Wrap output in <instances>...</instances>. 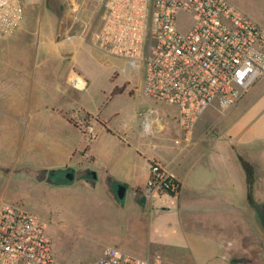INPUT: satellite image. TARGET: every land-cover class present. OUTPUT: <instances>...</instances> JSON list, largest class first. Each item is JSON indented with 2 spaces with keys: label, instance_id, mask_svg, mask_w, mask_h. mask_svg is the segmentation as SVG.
Listing matches in <instances>:
<instances>
[{
  "label": "crops",
  "instance_id": "crops-1",
  "mask_svg": "<svg viewBox=\"0 0 264 264\" xmlns=\"http://www.w3.org/2000/svg\"><path fill=\"white\" fill-rule=\"evenodd\" d=\"M87 11L93 13L85 3L79 13L83 15ZM259 25L264 29V25ZM24 28L21 23L15 33ZM92 45L81 36L77 40L54 39L45 46L40 42L36 57L41 64L48 60L71 63L83 59L86 50L91 48L102 56L103 53ZM60 68L51 70V76L43 68L34 70L40 74L37 80L34 77L30 80V93L47 94V101L35 99L31 111L22 110L27 125L46 119L51 125H60L61 134L52 129L55 148L61 138L68 140L72 150L82 147L81 153L71 157V164L76 161L81 164L76 170L70 169L72 179L66 180V184L56 182V185H104L109 204H112L111 195L115 197V185H124V194L128 193L134 205L124 220L128 228L135 230L145 219L142 209L135 206V198L142 197L144 204L149 206L153 203L145 198L144 188L149 178V165L157 162L173 176L179 189L174 195L165 194L166 198L159 200L155 210L149 212L148 222L141 225L154 232L158 227L167 226L168 238L155 233L156 238H150L145 248L135 252L136 256L158 257L161 264H178L192 252L205 253L202 262L211 264H233L237 256L240 257L237 264H263L264 77L235 105L222 111L207 109L192 130L186 132L178 125L175 106L152 99L149 101L153 108L134 123L111 126L109 121L100 118L98 109L94 113L87 110L85 97L83 100L77 97L76 92L86 86L81 89L82 84L74 82L80 89L68 87L66 69ZM76 78L84 79V76L78 74ZM79 99L82 108L101 126L90 138L83 137L82 133L77 136L76 129L63 114L70 105L64 108L65 100ZM40 104L44 106L42 109L38 108ZM6 122L14 134L0 132L4 137L1 145L9 148L16 141L19 122ZM61 161L65 163L67 158L61 157L58 163ZM241 161L251 171L250 183ZM87 173L91 174L90 180L83 177ZM79 174L82 179L78 178ZM160 197L162 195L156 199ZM218 256L223 259L218 260Z\"/></svg>",
  "mask_w": 264,
  "mask_h": 264
},
{
  "label": "rangeland",
  "instance_id": "rangeland-1",
  "mask_svg": "<svg viewBox=\"0 0 264 264\" xmlns=\"http://www.w3.org/2000/svg\"><path fill=\"white\" fill-rule=\"evenodd\" d=\"M227 1L257 24L264 25V0ZM86 4L93 13H78L76 18L84 23L80 26L79 22L73 21L65 0H22L24 31L0 36V132L14 134L6 121L19 122L15 134L18 139L14 137L16 141L9 148L1 145L4 137L0 133V204H17L45 222L56 264H90L105 246L136 255V251L147 246L150 238H156L155 233L157 236L165 234L164 237L168 238L169 231L167 226L164 229L158 227L155 232L150 227L141 228L144 221L148 222L149 212L155 210L159 200L166 198L164 195L153 199L150 206L144 204L142 197L136 196L137 204H134L142 209L145 219L134 230L128 228L124 220L134 208L127 192L122 199H116L112 194V204H109L104 185H56V182L68 183L66 173L81 165L77 161L74 165L70 162L72 156L82 152V147L72 150L68 140L61 138L55 148L51 135L54 129L56 133H62L60 125H51L47 119L27 125L22 114V110L33 109L35 99L47 101V94L30 93V80L33 77L37 80L36 76L40 74L34 70L40 67L50 74L57 66L66 69L65 81L70 88H74L71 81L78 74L84 76L86 81L82 80L86 88L76 92L77 97L81 100L85 97L87 110L94 113L98 109L100 118L109 121L111 126L134 123L153 108L150 98L142 93V70L130 67L123 59L101 56L91 48L77 62L48 60L39 63L36 56L40 52V42L45 46L54 39L77 40L81 36L92 44L91 36L101 23L102 11L92 3ZM188 23L186 17H179L181 29ZM115 88L119 90L116 94L112 93ZM79 103L80 99L65 100L63 107L70 105L63 114L76 129L77 136L82 133L83 137L90 138L101 126ZM43 107L40 104L38 108ZM75 110H79L80 117L71 115ZM88 127L93 128L89 130ZM61 157L67 158V162L58 163ZM51 172L60 179L50 176ZM118 185H115L114 193ZM205 256V253L189 252L178 264H211L202 262ZM217 258L223 259L221 256ZM239 259L237 256L236 260ZM236 260L233 264H237Z\"/></svg>",
  "mask_w": 264,
  "mask_h": 264
},
{
  "label": "built area",
  "instance_id": "built-area-1",
  "mask_svg": "<svg viewBox=\"0 0 264 264\" xmlns=\"http://www.w3.org/2000/svg\"><path fill=\"white\" fill-rule=\"evenodd\" d=\"M65 1L80 26L84 23L76 15L86 2L102 11L92 44L103 55L142 70V93L175 106L178 125L186 132L207 109L235 105L264 77V29L227 0ZM181 16L189 20L182 29ZM23 18L22 0H0V36L13 34ZM71 115L80 117L79 110ZM178 189L159 163L149 165L148 201ZM0 264H56L45 222L7 202L0 204ZM90 264L161 263L158 257L105 246Z\"/></svg>",
  "mask_w": 264,
  "mask_h": 264
},
{
  "label": "water",
  "instance_id": "water-1",
  "mask_svg": "<svg viewBox=\"0 0 264 264\" xmlns=\"http://www.w3.org/2000/svg\"><path fill=\"white\" fill-rule=\"evenodd\" d=\"M93 176H95V175L93 174ZM72 177H73V175L71 172H67L65 175V178L69 179V180H71ZM124 193H125V186L122 184L118 185L117 190L115 191V197L117 199H122L124 196Z\"/></svg>",
  "mask_w": 264,
  "mask_h": 264
},
{
  "label": "trees",
  "instance_id": "trees-1",
  "mask_svg": "<svg viewBox=\"0 0 264 264\" xmlns=\"http://www.w3.org/2000/svg\"><path fill=\"white\" fill-rule=\"evenodd\" d=\"M118 91H119L118 88H115V89L113 90V93H116V92H118ZM241 164H242V166H243V169H244L245 172L247 173V179H248V182L250 183V180H251V171H250L248 165H247L245 162L241 161ZM171 195H172V194H171Z\"/></svg>",
  "mask_w": 264,
  "mask_h": 264
},
{
  "label": "flooded vegetation",
  "instance_id": "flooded-vegetation-1",
  "mask_svg": "<svg viewBox=\"0 0 264 264\" xmlns=\"http://www.w3.org/2000/svg\"><path fill=\"white\" fill-rule=\"evenodd\" d=\"M72 175H73V174H72ZM50 176H53L55 179H60L59 176L55 175V172H54V173L51 172ZM90 176H91V174H90V173H87V174H86L85 176H83V177L86 178L87 180H90V179H89ZM78 178L82 179V177L80 176V174H79ZM84 178H83V180H85Z\"/></svg>",
  "mask_w": 264,
  "mask_h": 264
},
{
  "label": "bare ground",
  "instance_id": "bare-ground-1",
  "mask_svg": "<svg viewBox=\"0 0 264 264\" xmlns=\"http://www.w3.org/2000/svg\"><path fill=\"white\" fill-rule=\"evenodd\" d=\"M76 80H77V83H78L77 85H81V84L83 85V82H82L81 79L75 77V78L73 79V81H76Z\"/></svg>",
  "mask_w": 264,
  "mask_h": 264
}]
</instances>
